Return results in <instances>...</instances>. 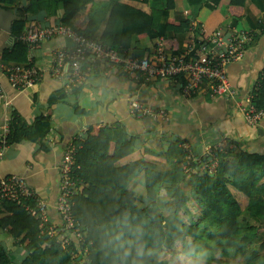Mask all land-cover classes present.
Masks as SVG:
<instances>
[{"label":"trees","instance_id":"16d2710c","mask_svg":"<svg viewBox=\"0 0 264 264\" xmlns=\"http://www.w3.org/2000/svg\"><path fill=\"white\" fill-rule=\"evenodd\" d=\"M14 1L0 0V7L6 8ZM39 1H44L47 9L49 5L60 7L58 24L74 25L87 38H96L95 33L106 19L97 39L120 53L130 48L135 35L158 38L164 50L179 54L177 34L185 32L191 23L182 15H168L175 8L174 0H151L155 6L147 13L121 0H29L24 11H34L31 7ZM194 1L188 0L189 4ZM249 1L259 13H264V0ZM246 2L215 0L209 8L221 13L218 6L225 5L229 14L238 19ZM223 20L224 16L222 20L217 18L213 26H207L210 30L203 29L204 38L219 28ZM25 22L14 20L11 34L18 38ZM257 28L255 39L264 34V22L258 23ZM26 56L27 44L17 39L12 49L2 52L1 58L5 63L24 64ZM250 95L255 108L264 109V68ZM46 123L45 117L40 116L27 125L13 115L8 123L6 145L44 137ZM136 139L121 125L91 127L73 139L77 192L71 213L75 223L82 227L81 244L70 240L68 247H62L56 238L40 233L38 221L22 206L2 203L0 230L7 232L24 253L14 259L0 243V264H170L181 256L188 259L187 264H230L219 255L240 257L242 264H264V240L258 244V235L264 232V153L214 151L217 165L215 172L208 174L196 163L184 160L181 140H176L163 153L144 150L171 165L160 172L154 163L143 158L120 162L136 148ZM193 154L201 155L195 151ZM202 160L208 158L202 156ZM139 171L143 172L148 201L144 207L136 205L134 192L128 188ZM182 184L189 185L188 193ZM232 191L246 200L244 210ZM162 197L171 202L165 209L158 204Z\"/></svg>","mask_w":264,"mask_h":264},{"label":"crops","instance_id":"0c3cea01","mask_svg":"<svg viewBox=\"0 0 264 264\" xmlns=\"http://www.w3.org/2000/svg\"><path fill=\"white\" fill-rule=\"evenodd\" d=\"M122 2L148 12L155 6L151 0L147 4L121 0ZM175 8L170 10V17L182 15L190 19V26L185 32L177 34L178 51L183 53L192 39L193 32L200 27L210 30L218 20L223 22L219 28L229 34L236 32H259L258 23L264 22V13H259L247 0L242 10V17L234 19L226 6H218L220 12H213L209 6L215 0H196L189 4L188 0H174ZM29 0H15L8 4L6 10L15 12L16 19H25L26 27H44L58 24L61 15L60 7H45L44 1L34 3V11L26 13L24 7ZM246 13V17L243 16ZM77 17L72 22L75 23ZM164 20V18H163ZM13 23V22H12ZM106 19L95 33L100 37ZM74 28L73 26H70ZM75 29V28H74ZM12 30V26H11ZM17 37L0 29V125H7L13 115H17L23 123L30 125L37 117H45L47 132L44 137L35 141L23 140L6 146L0 159V179L8 175H19L26 179L29 186L47 205V215L55 226L62 224L56 211V200L59 190L58 168L63 151L75 137L82 135L91 127H114L121 125L129 135H136L135 149L120 162H128L143 158L154 163L160 172L168 170L162 159L145 154L144 150L163 153L169 144L181 140V144H189L192 151L201 154L203 148L216 145L222 140L231 143L234 150L249 153H264V119L256 124L245 120L240 102L249 95L257 84L264 68V34L249 43L242 59L227 66V76L238 97L231 99L213 94L209 85L204 84L194 93L183 94L182 81L177 79H150L140 72H128L121 65H110L106 62L84 63L86 81L71 90L65 89L66 80L49 72L54 52L72 47L70 36H56L39 43L33 48L27 45L26 63L42 71L40 80L30 89L16 90L7 78L6 68L14 64L4 62L2 52L14 46ZM161 46L158 38H138L133 35L130 48L124 53L136 57L147 56L154 60L157 48ZM171 54L170 50H164ZM2 94V96H1ZM10 103L6 105V101ZM136 100L141 107L150 109L157 116L141 115L130 110V103ZM39 128L38 130H40ZM0 132L2 130L0 129ZM187 184H182L186 187ZM133 190L135 203L144 207L148 201L144 190L143 172H137L128 183ZM241 210L246 200L232 191ZM170 201L167 197L158 199ZM165 202V203H166ZM255 222H253L254 224ZM264 233V232H263ZM12 239L7 232L0 230V243ZM259 240V239H258ZM5 241V242H4ZM13 241V240H12ZM13 247L22 252L12 242ZM157 258L156 253H152ZM19 261V260H18Z\"/></svg>","mask_w":264,"mask_h":264},{"label":"built area","instance_id":"2783aa9c","mask_svg":"<svg viewBox=\"0 0 264 264\" xmlns=\"http://www.w3.org/2000/svg\"><path fill=\"white\" fill-rule=\"evenodd\" d=\"M195 26H193L194 31ZM192 31V39L183 53L167 54L159 46L154 60L146 55L136 57L120 54L113 47L105 46L96 38H87L78 33L74 28L62 24L44 27H26L18 36V40L33 48L39 43L48 41L56 36H70L73 40L71 48L54 52L49 72L66 80L65 89L71 90L82 86L86 81L84 63L106 62L110 65H121L128 72H140L150 79H173L181 80L183 94L189 95L196 92L201 85L207 84L216 96L236 99L238 91L232 86L227 76V66L232 62L243 58L249 43L253 41L255 34L252 32L231 31L225 34L217 28L208 38H204L203 29L198 32ZM7 78L10 85L16 90L32 88L42 76V71L30 64H12L6 68ZM1 92V89H0ZM2 96V94H1ZM252 96L246 95L240 102L245 120L249 124H256L264 119V109H256L251 100ZM10 102L7 100L6 105ZM130 110L141 115L157 116V113L145 109L133 100ZM0 159L6 148L7 125H0ZM185 151V161L196 163L199 168L207 173H214L217 159L214 151L223 152L232 149L233 146L222 140L216 145L203 148L200 157L193 154L189 144L181 145ZM75 147L73 143L67 144L59 164V190L56 200V211L62 224L55 226L47 215L46 203L37 196L29 186L26 179L19 175H8L0 179V205L2 203H14L20 205L32 217L38 221L40 233H45L61 244L68 247L69 241L74 240L80 244L84 241L82 227L75 223L71 213L72 199L76 194V180L73 175L77 168L75 164ZM208 158L207 161L202 160ZM186 164L182 165V169ZM75 257V254L72 253Z\"/></svg>","mask_w":264,"mask_h":264},{"label":"rangeland","instance_id":"374dc122","mask_svg":"<svg viewBox=\"0 0 264 264\" xmlns=\"http://www.w3.org/2000/svg\"><path fill=\"white\" fill-rule=\"evenodd\" d=\"M208 174H213V173H209L208 172ZM183 190L186 192V193H188L189 192V185H186V187H183ZM166 201H161L160 202V204H159V206L161 207V209H165L166 207H168V205H170V201H168V202H166ZM255 225H257L258 226V224H255ZM259 243L258 244H260V242H262L263 240H264V233L262 232V233H260L259 235ZM5 238H6V242L4 243V248H5V250L7 251V252H9L10 253V255L14 258V259H18V257L20 256V255H22L24 252H20V251H18L15 247H13V245H12V239H10L9 237H7V236H5ZM2 243V242H1ZM258 244H256V245H258ZM264 252V251H263ZM219 258H222V259H225V260H227V261H229V263L230 264H242V258H240V257H234V256H232V255H228V256H220L219 255ZM187 261H188V259L187 258H185V257H183V256H181V257H179L175 262H173V263H170V264H187Z\"/></svg>","mask_w":264,"mask_h":264},{"label":"water","instance_id":"95a60500","mask_svg":"<svg viewBox=\"0 0 264 264\" xmlns=\"http://www.w3.org/2000/svg\"><path fill=\"white\" fill-rule=\"evenodd\" d=\"M15 12L0 7V29L5 32L11 31L12 22L15 20Z\"/></svg>","mask_w":264,"mask_h":264}]
</instances>
